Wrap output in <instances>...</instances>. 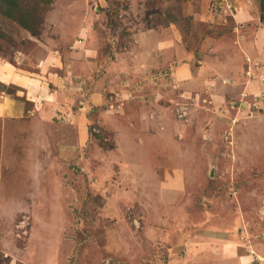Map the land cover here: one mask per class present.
I'll return each instance as SVG.
<instances>
[{
    "label": "rangeland",
    "instance_id": "374dc122",
    "mask_svg": "<svg viewBox=\"0 0 264 264\" xmlns=\"http://www.w3.org/2000/svg\"><path fill=\"white\" fill-rule=\"evenodd\" d=\"M47 51L162 116L0 119V264H264V0H0V63Z\"/></svg>",
    "mask_w": 264,
    "mask_h": 264
},
{
    "label": "crops",
    "instance_id": "0c3cea01",
    "mask_svg": "<svg viewBox=\"0 0 264 264\" xmlns=\"http://www.w3.org/2000/svg\"><path fill=\"white\" fill-rule=\"evenodd\" d=\"M260 34L261 31H253V42ZM239 38L241 39V36ZM251 47L254 48V46ZM251 47L245 46L246 49H251ZM56 53L47 51L45 59L41 60L39 65L34 68L37 70L33 74H19L10 65L3 62L0 63V82L3 85L5 84L6 87H12L19 92L18 94H14L4 89L0 90L1 120L4 122L5 120L13 121L16 125L29 128V131L32 133L36 132L37 136L51 139L54 136L53 131L57 126L55 125L54 117L58 116H91L89 112L91 110H94L93 116H162L159 110L155 114L149 113L145 106H143L144 102L141 103V106H139L140 101L133 102V91L132 95L126 98L124 105L118 107L115 101H117L118 97H121V94L125 90L122 91V89L109 83L107 76L103 81L95 80L88 90L85 87H81L79 90L88 92L89 95L85 103L80 102L77 105L76 100L70 95L74 92V89L79 90L74 85L71 86L69 84L68 76L64 78V83H62L63 79L60 77H56L54 82L48 78L50 74L47 70H49L51 62L56 64ZM114 65L113 71L117 72L118 67L121 68V66H118L116 63ZM125 68L126 73H128L127 66ZM129 70L132 73L133 68H129ZM228 74H231V72L225 70L226 77H228ZM111 90L113 91L112 96L109 94ZM134 103H138L139 105ZM77 124L79 126L76 130H79V135L83 136L84 126H81L83 123L80 121V118L77 119ZM66 128L68 129V127ZM61 129L64 128L61 126ZM64 140L62 141L63 143L61 142L60 151L62 158L67 159L68 155H74L75 152L69 148V144H71L69 138L66 137Z\"/></svg>",
    "mask_w": 264,
    "mask_h": 264
},
{
    "label": "built area",
    "instance_id": "2783aa9c",
    "mask_svg": "<svg viewBox=\"0 0 264 264\" xmlns=\"http://www.w3.org/2000/svg\"><path fill=\"white\" fill-rule=\"evenodd\" d=\"M184 114H181L180 116H183Z\"/></svg>",
    "mask_w": 264,
    "mask_h": 264
}]
</instances>
